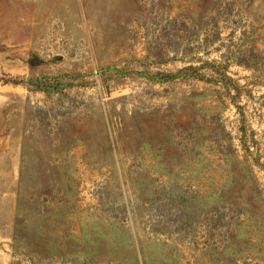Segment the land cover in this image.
<instances>
[{
  "label": "rangeland",
  "instance_id": "rangeland-1",
  "mask_svg": "<svg viewBox=\"0 0 264 264\" xmlns=\"http://www.w3.org/2000/svg\"><path fill=\"white\" fill-rule=\"evenodd\" d=\"M0 264H264V0H0Z\"/></svg>",
  "mask_w": 264,
  "mask_h": 264
},
{
  "label": "trees",
  "instance_id": "trees-1",
  "mask_svg": "<svg viewBox=\"0 0 264 264\" xmlns=\"http://www.w3.org/2000/svg\"><path fill=\"white\" fill-rule=\"evenodd\" d=\"M189 69H192V70H195L198 71L197 68H193L191 66H186V67H182L180 69H178L177 71L175 72H170V73H156L154 75H151L149 76L148 78L150 80H152L153 82H156V83H165V82H169V81H172L174 80L175 78L177 77H181V78H187L186 76H188L187 74H185L184 72L186 70H189ZM192 76V75H190ZM199 80H202L200 78V75L197 76ZM43 78L41 77H30L26 80V86L28 88H31V90H39V91H43L45 93H48L49 92V88L51 87L45 80V82L41 81ZM6 83V82H4Z\"/></svg>",
  "mask_w": 264,
  "mask_h": 264
}]
</instances>
